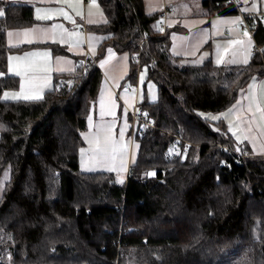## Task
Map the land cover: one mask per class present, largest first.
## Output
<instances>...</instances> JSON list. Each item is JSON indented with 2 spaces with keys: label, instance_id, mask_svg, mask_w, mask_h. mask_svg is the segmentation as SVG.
Returning a JSON list of instances; mask_svg holds the SVG:
<instances>
[{
  "label": "trees",
  "instance_id": "16d2710c",
  "mask_svg": "<svg viewBox=\"0 0 264 264\" xmlns=\"http://www.w3.org/2000/svg\"><path fill=\"white\" fill-rule=\"evenodd\" d=\"M98 1L107 23L97 28L106 36L96 57L77 58L75 71L56 74L41 100L0 98V174L9 171L0 199V264H264V155L251 156L226 122L199 113L229 108L264 75V23L249 19L263 57L184 65L171 53L169 34H160V12L147 13L143 0ZM222 1L204 3L237 11L222 9ZM0 9L2 97L19 85L7 72L14 48L6 32L37 20L26 3L0 0ZM147 33L141 67L159 99L139 105L155 127L137 137L138 154L119 183L113 172L81 169V136L103 79L98 60L110 45L133 55ZM133 62L128 77L135 82ZM182 140L194 143L185 154ZM230 146L248 155L232 154Z\"/></svg>",
  "mask_w": 264,
  "mask_h": 264
},
{
  "label": "crops",
  "instance_id": "0c3cea01",
  "mask_svg": "<svg viewBox=\"0 0 264 264\" xmlns=\"http://www.w3.org/2000/svg\"><path fill=\"white\" fill-rule=\"evenodd\" d=\"M12 2H21L29 4L33 7V14L36 19L37 15H50L53 17L50 20H38L29 26L22 28H10L6 32V41L9 47L14 48L9 51L7 56V72L9 73L10 69H15L20 71L21 75L16 76L19 78V85L16 89H6L3 91L10 93H20L24 95H42L44 96L47 92L55 88V76L60 73L73 72L77 68L78 60L86 59L88 56L96 57L98 48L105 38L106 35L97 30L99 25L105 23L89 24L88 21L99 20L101 19V13L103 19L107 20V16L104 13L101 4L97 0V5H93L91 9L89 5L91 0H72L71 3H65L64 0H6ZM145 4L146 12L149 14L160 12L163 9L164 5H168L174 9L173 13H170L171 29L166 32L169 34L171 39V53L177 57L180 63L184 65L188 64H202L206 60H212L215 64L220 57H223L224 63L221 64H244L242 63L244 59L249 58V55L246 52L239 51L238 54L232 53L233 48L229 46L227 54H225L224 45L228 42L224 41V38H230V36L225 35V30L230 33L232 29H235L240 33V30L237 27V16H234L233 19H220L214 18V15H221V13L213 7L206 5L204 0H143ZM230 3L233 10L236 8L232 5L230 0H227ZM245 1V0H244ZM242 4L239 1L240 7H244L249 11L243 12H252L259 9H254L251 6L252 0H248ZM225 0L222 1L220 5L223 6L222 9L228 8L225 7ZM245 8V9H246ZM37 9L41 11L37 13ZM56 9H64L71 15L75 24L71 21L65 19ZM231 9V8H229ZM89 11L92 12V15L89 16ZM80 12L82 15H77L76 13ZM234 11L232 13H237ZM231 13V12H229ZM239 13V12H238ZM264 17V16H263ZM259 19V18H258ZM262 20V17L260 18ZM263 22V20H262ZM264 23V22H263ZM61 24L69 31H74L82 34L83 44L80 47H75L72 41L67 43L60 42V32L61 29H56L54 32H32L28 31L30 29H51L52 25ZM242 25V24H241ZM79 26V27H77ZM158 27V26H157ZM243 28V27H242ZM245 29V28H243ZM13 32L14 35L9 37L8 32ZM15 33H20V35H15ZM27 33V34H25ZM165 33V34H166ZM241 34V33H240ZM248 40L253 39L255 43V38L251 33ZM90 38L91 43H90ZM246 39V38H244ZM29 40H32V43H28ZM15 45V46H12ZM57 45L63 47L68 51V54L54 52L53 46ZM95 47V53L92 51V46ZM23 47V48H20ZM264 47V45L262 46ZM69 48H72V51H69ZM112 50V55H116L120 52H117L114 47L111 45L107 48ZM50 53V56L44 57L42 55H26L29 53ZM128 52V51H126ZM109 54V53H108ZM11 57H16L17 59H10ZM62 58L58 60L57 58ZM118 65L115 67V70L110 71L109 73L105 72L99 64L100 59L98 60V66L101 68L103 73V80L101 81L99 92L97 97L101 95L105 97L115 98V102L118 101L122 107L128 100L129 95L132 96L130 87H122L126 84L124 83V78L126 80H131L128 75L132 65V55L128 52V55L119 54ZM127 57V59H125ZM104 58V57H102ZM101 58V59H102ZM235 60V63H229L231 60ZM145 66V65H144ZM147 67V66H146ZM27 68H47L49 71L44 74L41 72L34 71H25ZM142 68V67H141ZM59 69H64L60 71ZM10 75V74H9ZM129 78V79H128ZM136 82V81H135ZM120 84V90H117V86ZM39 86V87H37ZM42 87V91L40 88ZM125 89V90H124ZM137 92H139V84L137 82ZM136 92V100H139V93ZM2 93V96H3ZM129 94V95H128ZM254 96L256 103L251 105V112L248 111L249 108V98ZM23 100V99H21ZM130 101V100H129ZM237 101H241L237 105ZM114 102V107L109 101H104V109L111 108L112 112L116 111V103ZM126 102V103H125ZM136 102V101H135ZM128 104V103H127ZM133 100L128 104L130 107L133 105ZM257 104L260 109H264V75L253 77L249 84L243 88L236 102H234L229 108L219 111L222 113H227L226 118H221L227 124V130L230 133L231 137L237 144H242L247 142L251 148L252 155H264V112L258 111ZM233 105H237L232 112H228V109L233 108ZM135 107V106H134ZM93 108V107H92ZM91 108V111H92ZM91 111L87 117L86 128L82 132V136L85 132L88 131V118L90 117ZM129 113V112H128ZM121 114V112H120ZM119 114V115H120ZM220 114V115H221ZM96 114H94V118ZM130 117V115H129ZM211 120V119H210ZM215 121V120H213ZM218 121V120H216ZM91 133V132H90ZM89 136V139L94 138ZM114 136L117 137L115 133ZM87 140V141H88ZM84 141V137H83ZM115 142H118L117 139H114ZM86 144V141H84ZM80 156V155H79ZM107 171V170H101ZM112 172V171H108ZM128 174V173H127Z\"/></svg>",
  "mask_w": 264,
  "mask_h": 264
},
{
  "label": "rangeland",
  "instance_id": "374dc122",
  "mask_svg": "<svg viewBox=\"0 0 264 264\" xmlns=\"http://www.w3.org/2000/svg\"><path fill=\"white\" fill-rule=\"evenodd\" d=\"M197 1H199V0H197ZM241 1H243V3H244L248 0H245V1L240 0V3L242 4ZM250 4L252 7H254V9H259L261 6V8L259 10H255V11L264 12V0H252V2ZM224 5H225V7L232 9L230 3H228L227 0H225ZM246 5L244 7L241 6V9L243 11H245ZM247 6H249V5H247ZM234 16H237V18H238L237 27L240 30L241 34L238 33V31H236L235 29H232L231 32L228 33L227 29H226L225 35H227V36L229 35L230 38H224V41L228 42L224 45V50L226 48H228L229 46H232V48H233L232 53L238 54L239 51L246 52L249 55V58H247V60L250 61L251 56H252L251 50L255 46V43L253 42V39H252V41L251 40H248V42L245 41L252 36H251V32L249 31V29H243L242 28V25H241L242 24V18H241L240 12L239 13L238 12L237 13H224L221 15H214V18H216V19L220 18V19L225 20L226 18L233 19ZM262 20L264 22V17H262ZM245 32L249 33V35L246 36ZM147 34L149 36L151 35L150 33H147ZM144 36H145V34L140 38V40L138 42L137 49L133 52L132 56H134V54H139V53L142 55L143 51L145 49H148V45H149V41L151 39V36L149 37V39L142 42V39ZM244 38H246V39H244ZM229 41H241L242 43L229 44ZM249 41H251V44H249ZM119 54L128 55V52L123 51V52H120L116 55H112V58L110 60H108L109 54L105 53L102 56L104 58H102V57H101L102 59L100 58L99 64L101 66V62L105 61V60H108V63L105 64L104 66H101L102 70H103V67H104L106 73H109L108 69H111L110 71L115 70V67H117V65L119 64L118 63ZM154 61H156V58H154L153 62ZM141 63H142V61H141ZM133 65H136V68H137V78H136L137 80H136V82H133L132 80H126L124 78V83L126 85L122 87V91H123V88H125V87L129 88L130 87V91H128V92L132 93V96L128 94L130 97H128L127 103L130 104V102L133 100L134 104L130 107L125 102L126 107H125V104L122 107V105H120V103L118 101L115 102V98H113L111 96L105 97V96L101 95L99 98L96 96V98L94 99L93 106H92L93 108H92V111L90 114L91 121H89V118H88V122H87L88 123V131L83 134L84 141H86V144L83 145L82 149H80V152H79L80 167L82 170H84V171H101V170L109 171V169H113L112 172L116 175V180L119 183H123L125 181V179L128 175L127 173L129 171V167L131 165L130 163H132L136 159V156L138 154L139 142L137 140V137H140L141 135H139V133L137 134L136 131H135V133H133V130H132V114L130 113V111L133 110L134 106L136 105V102H135L136 98L135 97H136V92H137V82L139 84V92H137V93H139L138 103H141L145 100L150 101V102H154L152 99L153 96L156 97L155 101H157L159 99L158 85L154 80L147 78V74H148L147 67L142 66V68H140L136 62H133ZM103 73L104 72L102 71V74ZM141 75H143V77H144L142 83L140 80ZM61 80L62 79H60L59 85L62 87L65 85L66 81L63 84V83H61ZM63 80H65V79H63ZM117 90L118 91L120 90V84L117 86ZM98 92H99V90H98ZM102 100L103 101H109V102L114 101L116 103V107H115L116 111H114V115H109L108 109H104V108L102 109V106H101ZM120 112H121V114H120ZM199 113L203 117L208 118V119H211L212 116H220V114H221L220 112H214V111H200ZM94 114H96L95 118H94ZM129 115H130V117H129ZM109 127L111 128L110 133L107 132V129ZM121 131H123L122 137L120 135ZM115 133L117 134V137L114 136ZM92 134H94L93 135L94 138L88 140L89 136L92 137ZM105 134H110L114 139H117V141H118V142H115V144L112 146L115 148V155L112 156L110 154L107 159H104L100 155L96 154V148H97L96 138L98 136L100 137L101 147H104L103 136ZM145 134H143V136ZM189 142H191V144H194L190 140H189ZM227 149L228 150L230 149V152L232 154L238 155L239 157H243V156L248 155L246 152H242L240 150L237 151V149H238L237 146L236 147L230 146V148H227ZM152 172H154V171H152ZM8 178H9V171L6 168L0 174V199H1L2 194H3L5 182L8 180Z\"/></svg>",
  "mask_w": 264,
  "mask_h": 264
},
{
  "label": "snow or ice",
  "instance_id": "6c2138e0",
  "mask_svg": "<svg viewBox=\"0 0 264 264\" xmlns=\"http://www.w3.org/2000/svg\"><path fill=\"white\" fill-rule=\"evenodd\" d=\"M65 3H71L72 0H64ZM77 2H79V0H77ZM93 5H97V0H91V3L89 5V8L91 9V7ZM37 13H39L41 10L40 9H37L36 10ZM55 11H58L60 13V15H62L65 19L71 21L73 24H75V20L74 18L69 15V13L67 11H65L64 9H56ZM245 11H249V9H245ZM77 15H82L80 12H77L76 13ZM5 15V12L4 10L0 9V17H3ZM92 15V12L89 11V16ZM101 15V19L99 20H89L88 23L89 24H97V23H107V20L106 19H103V15L102 13L100 14ZM53 17H51L50 15H37L36 16V19L38 20H50L52 19ZM79 27V26H77ZM56 29H61L62 31L60 32V42L61 43H67L69 41H72L74 46L75 47H80L82 44H83V39H82V34L81 33H77V32H74V31H69L67 28H65L63 25L61 24H54L52 25V28L51 29H30L28 31H32V32H41V33H45L47 34V32H54ZM162 31V29H161ZM27 34V33H25ZM7 35L9 37L13 36L14 33L13 32H8ZM15 35H20V33H15ZM245 35L248 36L249 33L245 32ZM91 39H94V38H90V43H91ZM33 41L32 40H29L28 43H32ZM235 43H242L241 41H229V44H235ZM249 44H251V41H249ZM12 46H15V45H12ZM69 51H72V48H69ZM92 51L93 53H95V47L94 45L92 46ZM228 49L226 48L225 49V54L228 53ZM108 53H109V57H108V60H110L112 58V50L111 49H108ZM26 55H42L44 57H48L50 56V53L48 52H44V53H29V54H26ZM10 59H17L16 57H11ZM58 60L62 59V58H57ZM125 59H127V57H125ZM108 60H105V61H102L101 62V66H104L105 64L108 63ZM236 61L233 59L231 61H229V63H235ZM83 61L80 62V65L83 66ZM217 63L218 64H221V63H224V59L223 57H220L218 60H217ZM243 63L244 64H247L248 63V60L247 59H244L243 60ZM60 71H64V69H59ZM25 71H38V72H41V73H44L46 74L49 69L47 68H40V69H36V68H27L25 69ZM9 74L10 75H16V76H19L21 75V72L20 71H16L15 69H10L9 70ZM4 76V73H0V77H3ZM143 75H141L140 77V80H141V83L143 82ZM39 87V86H37ZM40 91H42V87L40 88ZM4 100H41L43 99V96L42 95H24L22 96L20 93H10V92H7L5 91L3 93V96L0 97ZM153 101H155L156 97L153 96L152 97ZM112 103V106L114 107V101L111 102ZM241 103V101H237V105H239ZM253 103H256V99L254 96L250 97L249 98V108H248V111L251 112V105ZM237 105H233V108H230L228 109V112H232L233 109H235L237 107ZM101 106H102V109L105 107V103L104 101L102 100L101 101ZM257 109L258 111H261V112H264V109H260L259 108V105L257 104ZM103 114V113H102ZM108 114L109 115H114V112L111 111V108L108 109ZM146 115V114H145ZM227 117V113H222L220 116H212L211 119L212 120H219L221 118H226ZM89 121H91V117H89ZM107 132L110 133L111 132V128L109 127L107 129ZM121 137L123 136V131H121ZM96 144H97V148H96V154L100 155L101 157H103L104 159H107L109 157V155L111 154L112 156L115 155V148L112 147L114 144H115V141H114V138L110 135V134H105L103 136V145L104 147H101V140H100V137L98 136L96 138ZM83 151V150H82ZM237 151H239V149H237ZM179 154V153H177ZM113 169H109V171H112ZM147 175H150V176H155V172H151V173H148ZM122 182V181H121Z\"/></svg>",
  "mask_w": 264,
  "mask_h": 264
},
{
  "label": "built area",
  "instance_id": "2783aa9c",
  "mask_svg": "<svg viewBox=\"0 0 264 264\" xmlns=\"http://www.w3.org/2000/svg\"><path fill=\"white\" fill-rule=\"evenodd\" d=\"M230 1H231L232 5L237 9V11L240 12V15L242 18V27L245 29H249V31L252 33L249 19L250 18H255V19L261 18L264 16V12L252 11V12L246 13V12H243L241 10L240 4H239L240 0H230ZM173 11H174V9L168 5H164L163 9L160 11L157 26L160 29L161 35L165 34L166 32H168L171 29L170 13H173ZM161 29H162V31H161ZM149 37L150 36L148 34H145V36L142 39V42L149 39ZM251 53L252 54H258L261 57H263V49L256 44L252 48ZM133 59L141 68L142 55L140 53L134 54ZM61 83L64 84L65 80L62 79ZM130 113L132 114V130H133V133H135V131H136L137 134L139 133V135L143 136V134L146 133V130L148 127H155L154 121L145 115V113L143 112V110L140 107L137 100H136V105H135L134 109L131 110ZM182 142H183V146L181 148L183 150V153L185 154L188 151V147L190 145V142L187 140H182Z\"/></svg>",
  "mask_w": 264,
  "mask_h": 264
},
{
  "label": "bare ground",
  "instance_id": "6f19581e",
  "mask_svg": "<svg viewBox=\"0 0 264 264\" xmlns=\"http://www.w3.org/2000/svg\"><path fill=\"white\" fill-rule=\"evenodd\" d=\"M123 227V226H122ZM143 246V245H142ZM143 262V261H142Z\"/></svg>",
  "mask_w": 264,
  "mask_h": 264
}]
</instances>
